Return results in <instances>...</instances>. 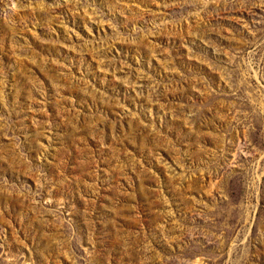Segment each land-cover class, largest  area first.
I'll list each match as a JSON object with an SVG mask.
<instances>
[{"label":"rangeland","instance_id":"obj_1","mask_svg":"<svg viewBox=\"0 0 264 264\" xmlns=\"http://www.w3.org/2000/svg\"><path fill=\"white\" fill-rule=\"evenodd\" d=\"M0 264H264V0H0Z\"/></svg>","mask_w":264,"mask_h":264}]
</instances>
